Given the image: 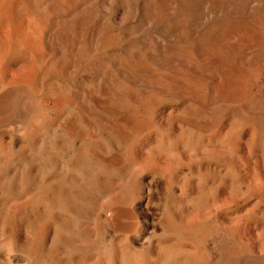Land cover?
<instances>
[{"label": "bare ground", "instance_id": "6f19581e", "mask_svg": "<svg viewBox=\"0 0 264 264\" xmlns=\"http://www.w3.org/2000/svg\"><path fill=\"white\" fill-rule=\"evenodd\" d=\"M8 1L0 264H264V0Z\"/></svg>", "mask_w": 264, "mask_h": 264}, {"label": "rangeland", "instance_id": "374dc122", "mask_svg": "<svg viewBox=\"0 0 264 264\" xmlns=\"http://www.w3.org/2000/svg\"><path fill=\"white\" fill-rule=\"evenodd\" d=\"M8 0H0V19H1V22H0V32L1 33H3V32H5V33H3V36L1 35V37L0 38H3V41L2 40H0L1 42V44H5V42L4 41H6L7 39H5L6 38V36H7V38H9V32L11 33L12 31V29L10 30V28H12L11 27V25L10 24H8L7 23V21H6V19H4L3 20V18L4 17H6L5 15H4V12H5V10L7 9V11H10V8H8L7 7V5H8ZM10 5H12L11 3H10ZM4 6V7H3ZM4 12H3V11ZM10 16H11V14H10ZM6 23V24H5ZM8 26H10V27H8ZM5 27V28H4ZM8 30V31H7ZM7 32H8V34H7ZM110 32H111V30H110ZM0 33V34H1ZM111 35H109L110 37H108V43L106 44L107 45V47H106V45H105V49H107V48H110V47H114L115 45H117L119 42H120V37H119V35L117 34V32L115 33V31H113L112 30V32L110 33ZM115 36V37H114ZM112 37H114V39L115 38H117V39H115V41L116 42H114V39L112 38ZM111 39V40H110ZM4 42V43H3ZM115 43V44H114ZM1 44H0V46H1ZM6 56V58L4 59V57ZM5 56H3V60H0V62H1V64H0V90H1V87H3V82H2V80H3V78L4 77H6L5 75H6V73H7V75L8 74H14V72H13V66H12V63L10 64V62H13L12 60L15 58V56H13V55H10V54H8V55H5ZM27 56V55H26ZM1 57V56H0ZM30 57V55H28L26 58H29ZM1 59V58H0ZM2 61H3V63H2ZM29 63H30V65H29V67L30 68H34V64L32 63V61H29ZM10 64V65H9ZM8 65L10 66L9 68H8ZM12 71V72H11ZM56 73V74H55ZM28 76H32V69H30V71H29V73L27 74ZM28 78V79H27ZM29 78L30 77H26V76H24V77H22V79L23 80H26V81H31V78H30V80H29ZM21 79V80H22ZM42 85H41V87L39 88V91L41 92V95L42 96H44V95H47V94H49V93H52V92H54L55 91V89L57 88V87H61V88H66L65 86H67V87H70V86H68V83H67V81H65V80H63L62 79V77H61V73L60 72H53V73H50V74H46L45 76H44V78H43V81H42ZM63 83H65V84H63ZM64 86V87H63ZM42 92H44V93H42ZM2 131V130H1Z\"/></svg>", "mask_w": 264, "mask_h": 264}]
</instances>
